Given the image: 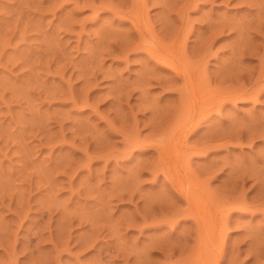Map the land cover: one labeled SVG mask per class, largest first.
<instances>
[{"label":"rangeland","instance_id":"rangeland-1","mask_svg":"<svg viewBox=\"0 0 264 264\" xmlns=\"http://www.w3.org/2000/svg\"><path fill=\"white\" fill-rule=\"evenodd\" d=\"M108 1L117 8L107 10ZM123 1L0 0V264H182L201 254L210 264H264V93L256 103L216 102L218 92L264 75V0L146 3L157 38L183 39L200 75L198 127L195 135L186 129L187 147L201 154L206 140H227L184 164L230 213L223 250L218 238L203 253L194 223L175 214L185 203L149 166L155 134L186 116L182 84L168 69L153 72L130 18L118 13L134 0Z\"/></svg>","mask_w":264,"mask_h":264},{"label":"bare ground","instance_id":"bare-ground-1","mask_svg":"<svg viewBox=\"0 0 264 264\" xmlns=\"http://www.w3.org/2000/svg\"><path fill=\"white\" fill-rule=\"evenodd\" d=\"M132 1V0H131ZM255 1H257V0H255ZM254 1V2H255ZM109 2V1H108ZM121 2V1H120ZM122 2H124L123 0H122ZM253 2V3H254ZM125 3V2H124ZM130 3V2H129ZM147 3V0H134L133 1V3H132V6H131V8H129V9H131L130 10V12L128 11V12H126V13H124V11H123V9L121 8V10L120 9H118L119 11H118V13H120L121 15H119L120 16V18H130V20H131V23H132V26H133V30H135V33H136V35L134 36V38H136V40H137V43H136V45H137V47L136 48H140L143 52H146V54H147V58L148 59H151L153 62H154V67L152 68V70H153V72H155L156 74L158 73L159 74V71L163 68V69H168L170 72H172L173 73V75L171 76H169V80H170V78H171V81H175V82H178L177 80H180L181 81V83L180 84H182L181 85V88L180 89H178V90H180V93H183L184 95H185V97H186V99L184 100V102H183V104L181 105V109H182V107H183V109L181 110V112L183 111V110H185L186 111V116L184 117V119L182 120L183 122L182 123H179L178 125V127H176L177 125H175V127L173 128V125L171 126V125H169V126H171V129H170V127L167 129L168 131H165V130H161L162 131V133H160V135L159 136H157V134H155L156 135V137L157 138H153V136H152V138H153V140H155L154 142H152V144H151V146L150 145H148V147L150 146L151 148H153L154 150H155V152H156V154H157V158H156V162H153L152 163V165H150V163L149 162H147V163H149V166H152V169H153V171H154V169H155V174L159 171V172H161L160 174H162L163 176H165V178L167 179V181H169L168 182V184H170V189H172V190H175V191H177L178 192V194L180 195V197H181V199L180 198H177V200H182V202H184L185 203V207H184V209L182 208V205H181V207L179 208V209H181L182 211H180L179 212V210L177 211V212H175V214H177V213H179V215H182V213L184 214V218H182V220L183 221H192L193 223H194V229H193V231L196 233V235H197V240H198V242H197V244H198V246L197 247H199V249H197V250H199V252H201V253H203L202 251L203 250H209L210 252L211 251H213L212 249H214L216 246L215 245H217V242H218V238H219V241H220V244L217 246V250H218V248L220 249H222V246L225 244L224 243V240H225V229H227V226H228V223H229V215H230V213H228L229 212V210L227 211V213H226V211H224V209L226 210V208H227V206H223L224 207V209H223V207L221 206V207H219V203H220V205H221V202H219L218 203V200H215L216 198L215 197H213V199H211L212 198V194H209L208 192H207V190L205 189V190H203V189H200V187H199V181H198V179L196 180L195 178V175L193 174V172L190 174L189 173V171L187 172V169H184V167H186V165H189L190 163V155L191 154H193V156L194 155H196L195 153H197V152H195L196 150H195V147L197 148V145L196 146H194L195 144L193 143V145H189V147H187L188 146V136L186 137L185 136V134H187L186 132V129H188V133L189 134H194L195 132H196V130H197V127H198V121H196V118L194 117V116H196V114H195V112L193 111V107H194V109H195V106H194V104H196V102H197V100H198V97H196L197 95H199L200 94V90L202 89L201 87V83L200 82H198L199 81V76H197L198 74H196L197 73V71H194V69L192 68V63L189 61V60H186V56H185V51L183 50V46H182V44H184V40L183 39H180V40H178L180 37H178V35L176 36V38H178L177 39V41L176 40H174V44H173V42L171 43L172 45H168L167 43H164V41L163 40H161V39H159V38H157V36H156V33L153 31V28L149 25V23H148V19H147V9H146V4ZM258 4H259V2H257ZM256 2L254 3V4H257ZM262 3V2H261ZM100 4H102V3H100ZM107 4H112V3H107ZM120 4V7L122 6L121 5V3H119ZM93 5V4H92ZM95 5V4H94ZM105 5V4H104ZM110 5H108L109 7L107 8V10H109V9H113V7L115 6L114 4H112L111 6ZM114 5V6H113ZM98 7H99V4L97 5ZM101 6H103V5H101ZM113 6V7H112ZM130 6V5H129ZM254 6V5H253ZM262 6V5H261ZM119 7V6H118ZM119 7V8H120ZM255 7V6H254ZM258 7V6H257ZM103 8V7H102ZM106 8H104V9H106ZM115 8H117V6H115ZM261 8V7H260ZM111 9V10H112ZM128 9V10H129ZM114 10V9H113ZM256 11H257V9H255ZM261 10H264V8H262ZM260 10V11H261ZM105 11V10H104ZM96 12H97V10H96ZM123 12V13H122ZM255 12V11H254ZM262 12H264V11H262ZM94 13H95V10H94ZM115 13L117 14V12L115 11ZM258 14H259V12H258ZM118 15V14H117ZM117 15H116V17H117ZM254 15H257L256 13L254 14ZM119 16H118V18H119ZM251 17V16H250ZM257 17V16H256ZM259 17V16H258ZM261 18V17H260ZM256 19H258V18H256ZM255 19V20H256ZM262 19V18H261ZM120 20V19H119ZM128 20V19H127ZM150 20V19H149ZM250 21H251V19H250ZM253 21H254V19H253ZM209 22H211V21H209ZM255 22H257V20L255 21ZM247 23V22H246ZM246 23H244V24H246ZM249 23V22H248ZM151 24V23H150ZM209 24V23H208ZM207 24V25H208ZM254 24V23H253ZM259 24V23H258ZM210 25H211V23H210ZM216 25V24H215ZM222 25V24H221ZM221 25H219V26H221ZM256 25V24H255ZM212 27H213V25H211ZM219 26L218 27H216L217 29L219 28ZM226 26V25H225ZM221 28V27H220ZM255 28V27H254ZM258 28H259V25H258ZM211 29V28H210ZM216 29V30H217ZM227 29V28H226ZM253 29V28H252ZM215 30V29H214ZM213 30V28H212V31H210V32H213L214 31ZM131 31V30H130ZM217 31H219V30H217ZM220 32V31H219ZM257 32V31H256ZM127 33V32H126ZM209 33V32H208ZM261 33V32H260ZM259 33V34H260ZM183 34V33H182ZM187 34V33H186ZM213 35H215V33H213ZM212 35V37H214ZM183 36V35H182ZM208 36H209V34H208ZM126 37V36H125ZM166 37V36H165ZM185 36H183V38H184ZM215 38V37H214ZM130 39V38H129ZM186 39V38H185ZM207 39V38H206ZM125 40V39H124ZM127 40V39H126ZM135 40V39H134ZM135 40V41H136ZM206 41H210V40H205V38H204V40H203V42H206ZM131 42V41H130ZM212 41H210V43H211ZM214 42V41H213ZM128 43V42H127ZM126 43V44H127ZM132 43V42H131ZM206 43H208V42H206ZM125 44V43H124ZM127 45H129V47H130V49L132 48V46L134 45V44H127ZM135 45V46H136ZM201 46V45H200ZM199 46V47H200ZM204 46L205 47H207V44L205 45L204 44ZM204 46H203V48H204ZM127 47V46H126ZM183 47V48H182ZM211 47V46H210ZM124 48H125V46H124ZM202 48V49H203ZM208 48V47H207ZM207 48H205V50L207 49ZM132 49H134V48H132ZM136 50V49H135ZM204 50V52H206ZM209 50V49H208ZM129 51V50H128ZM131 51V50H130ZM210 51V50H209ZM203 52V53H204ZM207 53V52H206ZM199 55V54H198ZM242 55V54H241ZM188 59V58H187ZM203 59V58H202ZM197 60V59H196ZM262 60H264V59H262ZM145 61H147V60H145ZM148 62V61H147ZM198 62V61H197ZM260 62H261V60H260ZM199 63V62H198ZM238 63H239V61H238ZM147 64V63H146ZM240 65V64H239ZM238 65V66H239ZM242 65V64H241ZM143 66H145V65H143ZM194 67V66H193ZM262 67H264V66H262ZM150 68V67H149ZM148 68V69H149ZM220 68H221V66H220ZM224 68V67H223ZM222 68V69H223ZM227 68V67H226ZM241 68H242V66H241ZM200 69V68H199ZM224 70V69H223ZM229 70H233V68L231 69H228V71ZM262 70V69H261ZM260 70V71H261ZM145 71H146V69H145ZM226 71V70H225ZM238 71V70H237ZM259 71V73H257V75L259 76V74L261 75L262 73V71H264V70H262L261 72ZM150 72V71H149ZM196 72V73H195ZM223 72V71H222ZM245 72V71H244ZM243 72V73H244ZM228 73V72H227ZM231 73V72H230ZM241 73V72H240ZM239 72H238V74H240ZM152 74V73H151ZM222 74V73H221ZM235 74V73H234ZM237 74V75H238ZM154 75V74H153ZM207 75V74H206ZM236 75V74H235ZM236 75V77L238 78V76ZM242 75V74H241ZM241 75H239V76H241ZM245 75V74H244ZM223 76V75H222ZM227 76V75H226ZM225 76V77H226ZM228 76H230V74L228 75ZM247 76V75H246ZM246 76H243L242 77V79L244 78V77H246ZM173 77V78H172ZM220 77V76H219ZM233 77V76H232ZM256 77V76H255ZM208 78V77H207ZM229 78V77H228ZM234 78H235V76H234ZM262 79H264V75H262V77H261ZM261 78L260 77H256V80L254 79H252V81H253V84L249 87V88H246L245 87V83H243V82H241V84H240V86L238 87V89H234V90H232L231 88H229V90L227 89L226 91H225V93H224V91H222V93L220 92H218V96L220 97V98H222V99H219L218 100V98H217V100H216V102L218 103H220L221 105H222V103H223V105L225 104V103H231V104H234L236 101H242V102H246V101H250V102H252V103H256V102H258V98H259V95H260V93H264V91H262L260 88H258L259 86H257V85H261L262 86V84H264V83H262V84H260L261 83ZM155 79V78H154ZM153 79V80H154ZM161 79H167V76H166V78L165 77H163V78H161ZM221 79H223V78H221ZM220 79V80H221ZM229 79H231V78H229ZM228 79V80H229ZM236 79V78H235ZM260 79V80H259ZM156 80V79H155ZM168 80V79H167ZM166 80V81H167ZM224 80V79H223ZM226 80H227V77H226ZM234 80V79H233ZM237 81H238V79H236ZM249 80H251V79H249ZM259 80V81H258ZM179 81V82H180ZM209 81V80H208ZM208 81H206V84L207 83H209ZM237 81H235V82H237ZM246 81V80H245ZM248 81V80H247ZM252 81H249V85H250V82H252ZM156 82V81H155ZM158 84L160 85V86H162L163 87V83H165L164 82V80H159L158 79ZM221 82H223V81H221ZM220 82V83H221ZM234 82V81H233ZM234 82V83H235ZM260 82V83H259ZM167 83V82H166ZM165 83V84H166ZM169 83H171V82H169ZM206 84H205V86H206ZM236 84V83H235ZM204 86V85H203ZM210 86V85H209ZM207 87V86H206ZM262 87H264V86H262ZM261 87V88H262ZM164 88H165V85H164ZM168 88V90H171V88L169 89V87H167ZM173 88V87H172ZM223 88V87H222ZM174 89H176V88H174ZM173 89V90H174ZM261 90V91H260ZM198 92V93H197ZM215 92V91H214ZM207 93V92H206ZM183 94H181V97H183ZM203 94H204V92H203ZM209 94V93H208ZM215 93H213L212 95H210L209 94V96L212 98V100H213V98L215 97H212L213 95H214ZM216 96H217V94H216ZM187 97H188V99H187ZM216 98V97H215ZM214 98V99H215ZM206 99V98H205ZM223 100V102H221ZM200 101V100H199ZM211 101V100H210ZM216 102H214V104L216 103ZM213 104V105H214ZM219 104V105H220ZM207 106H209V104L207 103L206 104ZM212 105V106H213ZM180 106V105H179ZM198 106H200V105H198ZM214 107V106H213ZM187 109V110H186ZM199 109L200 108H198V110L197 111H199ZM207 109H208V107H207ZM206 109V110H207ZM216 109H217V107H216ZM209 110H210V107H209ZM213 110V109H212ZM203 111V110H202ZM211 111V110H210ZM180 112V111H179ZM214 112V111H213ZM218 113H220L219 111H217ZM177 113V112H176ZM183 113V112H182ZM185 113V112H184ZM187 113H188V115H187ZM206 113H208V112H206ZM211 113V112H210ZM216 113V112H215ZM167 115V114H166ZM181 115V114H180ZM208 115V114H207ZM206 115V116H207ZM210 115V114H209ZM208 115V116H209ZM177 116V115H176ZM220 116V115H219ZM167 118V117H166ZM171 118H173V117H171ZM161 119V118H160ZM163 119H164V117H163ZM175 120V119H174ZM197 120H198V118H197ZM158 121V120H157ZM161 121V120H160ZM162 121H164V120H162ZM172 121V120H171ZM196 121V122H195ZM202 121H203V119H202ZM173 122V121H172ZM174 122H176V121H174ZM165 123V122H164ZM163 123V124H164ZM200 123V122H199ZM156 124V123H155ZM161 124H162V122H161ZM168 124V123H167ZM186 124V125H185ZM156 126V125H155ZM157 126H159V125H157ZM156 126V127H157ZM167 126V125H166ZM164 128V127H163ZM255 128V127H254ZM154 129V128H153ZM152 129V130H153ZM252 129V128H251ZM247 130H249V128L247 129ZM254 131H255V129H253ZM262 130V129H261ZM155 131V130H154ZM153 131V132H154ZM186 131V132H185ZM163 132H165V133H163ZM251 132H253V131H251ZM156 133V132H155ZM250 133V132H249ZM248 133V134H249ZM257 133V131L255 132V133H251V134H256ZM153 135V134H152ZM195 135V134H194ZM190 136V135H189ZM254 136V135H253ZM231 137V136H230ZM252 137V136H251ZM151 138V137H150ZM149 138V139H150ZM194 138V137H193ZM217 138V137H216ZM258 137L256 136V139H257ZM260 138V137H259ZM258 138V139H259ZM136 139V138H135ZM147 139V138H146ZM146 139H144L145 140V142H146ZM148 139V140H149ZM191 139H192V137H191ZM196 139V138H195ZM198 139V138H197ZM254 139H255V137H254ZM143 140V141H144ZM147 140V141H148ZM152 140V139H151ZM152 140V141H153ZM213 140V139H212ZM136 141V140H135ZM194 141H196V140H194ZM202 141H204V140H202ZM211 140H209V142H210ZM222 141V140H221ZM227 141V140H226ZM226 141H223V143H220V144H217V143H215L216 145H214L213 144V141L211 142V143H209L208 145H207V140H206V142H204V144L203 145H205V143H206V145L204 146V151H202V156L204 155V154H207L206 153V149L209 147V149H210V147L213 145L214 147H219V146H223V145H226L227 143H225ZM188 142V143H187ZM197 143H198V141H196ZM195 142V143H196ZM127 143V142H126ZM136 143H138V141L137 142H135L133 145H135ZM140 143V142H139ZM196 143V144H197ZM229 143V142H228ZM141 144H143V143H141ZM141 144H137V146L139 147V145H141ZM146 144H149V142L148 143H146ZM187 144V145H186ZM237 144H238V142H237ZM249 144H251V143H249ZM128 145V144H127ZM144 146H145V144H143ZM200 145H201V142H200ZM199 145V146H200ZM203 145H201V146H203ZM129 146V145H128ZM136 146V145H135ZM134 146V147H135ZM194 146V150L195 151H191V150H193V147ZM137 147V148H138ZM143 147V146H142ZM140 149V148H139ZM201 149H202V147H200V151L197 153L199 156H201V154H200V152H201ZM141 150H142V148H141ZM145 150V149H144ZM188 150H190L188 153H189V156L188 157H186L187 159L189 158V161H188V164L186 163V162H184V161H186V158H185V153L188 151ZM211 151V150H210ZM192 152V153H191ZM192 156V155H191ZM184 158H185V160H184ZM148 160V159H147ZM153 160H155L154 158H153ZM146 161V160H145ZM151 161V160H150ZM154 164V165H153ZM184 164H186V165H184ZM145 165V164H144ZM149 168V167H148ZM188 168H191L190 166L188 167ZM145 169H147V168H145ZM193 170V169H192ZM147 171H148V169H147ZM152 171V170H151ZM182 171H183V173H182ZM154 174V175H155ZM193 174V175H192ZM192 175V176H191ZM161 176V175H160ZM194 176V177H193ZM234 176V175H233ZM250 176H252V175H250ZM247 178H248V176H246ZM235 178V177H234ZM257 178V177H256ZM236 179V178H235ZM259 180V179H258ZM261 180V179H260ZM255 181H257V179H255ZM262 183V182H261ZM258 186H260L259 184H258ZM262 186V185H261ZM262 188H264V187H262ZM262 191V190H261ZM164 193V192H163ZM209 195H211V196H209ZM262 195V194H261ZM171 196V195H170ZM178 196V195H177ZM169 197V196H168ZM261 197V196H260ZM175 199V198H174ZM169 200H170V198H169ZM176 200V199H175ZM174 200V201H175ZM214 200V201H213ZM176 202V201H175ZM215 202H217L218 204H216ZM234 202V201H233ZM232 202V203H233ZM241 202V201H240ZM169 203V202H168ZM173 203V202H172ZM231 203V204H232ZM244 203V202H243ZM242 203V204H243ZM170 205H171V203H170ZM173 205V204H172ZM234 205V204H233ZM232 205V206H233ZM239 205L240 206H242L240 203H239ZM174 206H175V204H174ZM173 206V207H174ZM229 206V205H228ZM239 206V207H240ZM245 208H246V206H245V203H244V205H243ZM226 207V208H225ZM230 208H235V207H230ZM228 209H229V207H228ZM235 209H238V208H235ZM171 210V209H170ZM245 210V209H244ZM241 211V210H240ZM242 211H243V209H242ZM174 211H172V213H173ZM182 212V213H181ZM231 212V211H230ZM181 213V214H180ZM179 215H174V216H179ZM174 216H173V218H174ZM163 218V217H162ZM168 218V217H167ZM171 218H172V216H171ZM169 219V218H168ZM167 220V219H166ZM174 220H177L176 218L174 219ZM180 221V220H179ZM236 222V221H235ZM174 223H176V222H174ZM167 224V223H166ZM170 225V224H169ZM168 226V225H167ZM171 226V225H170ZM173 226V225H172ZM190 229V228H189ZM186 236H187V234H186ZM181 238V237H180ZM196 240V239H195ZM180 243V242H179ZM182 243V242H181ZM184 243H186V242H184ZM195 243V242H194ZM183 244V243H182ZM196 244V243H195ZM181 245V244H180ZM183 246L185 247V245L183 244ZM225 246V245H224ZM223 246V247H224ZM174 247V246H173ZM172 247V248H173ZM214 247V248H213ZM175 248V247H174ZM177 248V247H176ZM180 248V247H179ZM212 248V249H211ZM181 249V248H180ZM196 249V248H195ZM174 250V249H173ZM183 249H181V251H182ZM185 250V249H184ZM196 250V251H197ZM223 250V249H222ZM198 252V253H199ZM208 253V252H207ZM163 254H165V253H163ZM219 254V253H218ZM222 254H223V251H222ZM166 255V254H165ZM202 256L201 257H199L198 259H200V260H198V261H196V263L194 262V261H191V260H194V258L196 259L197 257H194V256H192L193 257V259H191L189 262H187L188 260H189V258H188V260H186V262L187 263H185V260H184V262L182 263V264H193V263H195V264H210V257L209 256H207V254H206V256H204L203 254H201ZM220 255V254H219ZM224 255V254H223ZM196 256H198V254H196ZM199 256H200V254H199ZM191 258V257H190ZM221 258H223V257H221ZM210 259V260H209ZM220 258H218V255H217V260H219ZM216 260V259H215ZM178 261V260H177ZM167 262H168V260H167ZM174 262V261H173ZM172 262V264H174ZM216 263V261H213V263ZM218 263H219V261H217ZM179 263V262H178ZM212 264V263H211ZM217 264V263H216Z\"/></svg>","mask_w":264,"mask_h":264}]
</instances>
